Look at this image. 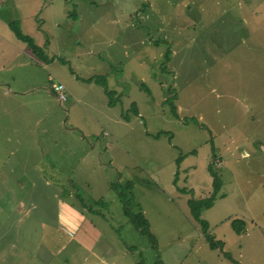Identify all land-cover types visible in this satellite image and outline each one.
<instances>
[{
    "label": "rangeland",
    "instance_id": "374dc122",
    "mask_svg": "<svg viewBox=\"0 0 264 264\" xmlns=\"http://www.w3.org/2000/svg\"><path fill=\"white\" fill-rule=\"evenodd\" d=\"M0 85V264H264V0H0Z\"/></svg>",
    "mask_w": 264,
    "mask_h": 264
},
{
    "label": "trees",
    "instance_id": "16d2710c",
    "mask_svg": "<svg viewBox=\"0 0 264 264\" xmlns=\"http://www.w3.org/2000/svg\"><path fill=\"white\" fill-rule=\"evenodd\" d=\"M7 26L9 27L11 32L15 35V37L18 40L24 42L27 45V47L31 49L33 54H35L36 56H38L42 59H45L43 52H42V49L39 46L34 44L33 39L31 37L23 35L21 33V31L19 30L18 25L15 22H13V21L7 22ZM95 81L98 82V84H100L102 86L104 93L108 97V104H109V106H112L113 104H112L111 97H112L113 92L108 90V88L106 87V84H105V80L101 77L99 79H96ZM134 112L137 113L136 110ZM174 116H176V114H174ZM182 159H183V157L179 156L176 160L177 164H179ZM210 172H211V175L213 177L212 191H211L210 195L208 197L201 198L198 200H195L192 198L188 199L187 206H188L189 213H190L191 217L193 218V220L197 224H199L201 234L204 236L206 242L208 243L209 248L216 249V248H221L222 243L220 241L214 240L213 236H211L208 232L207 222L200 218L201 211L211 208L213 205V202L217 198V196L218 197L222 196L220 194L221 182H220L219 178L214 174V172L211 169H210ZM174 184H176V181H174ZM181 192L186 193V190L181 189ZM124 214L136 227L141 228L142 226H145L144 225L145 221L143 219L144 217H143L142 213L141 212L133 213V211H131V209L128 207L127 203H124ZM231 225L233 227V230L237 234H240L243 231L244 222L242 220H233V221H231ZM141 232L148 233V231L145 230V228L141 229ZM148 235H149V233H148ZM150 237H152V236H150ZM224 256L231 260V257L228 254L224 253ZM235 264H238V263L235 262Z\"/></svg>",
    "mask_w": 264,
    "mask_h": 264
},
{
    "label": "built area",
    "instance_id": "2783aa9c",
    "mask_svg": "<svg viewBox=\"0 0 264 264\" xmlns=\"http://www.w3.org/2000/svg\"><path fill=\"white\" fill-rule=\"evenodd\" d=\"M52 89L54 92L57 93L58 95V100L59 101H63L65 100V96L64 94L62 93V90H63V86L61 84H53L52 85Z\"/></svg>",
    "mask_w": 264,
    "mask_h": 264
},
{
    "label": "crops",
    "instance_id": "0c3cea01",
    "mask_svg": "<svg viewBox=\"0 0 264 264\" xmlns=\"http://www.w3.org/2000/svg\"><path fill=\"white\" fill-rule=\"evenodd\" d=\"M2 85H0V95L9 96L10 92L6 93L5 90L1 88ZM13 94L18 95L19 93L12 92Z\"/></svg>",
    "mask_w": 264,
    "mask_h": 264
}]
</instances>
